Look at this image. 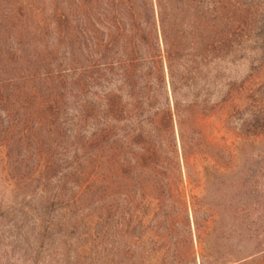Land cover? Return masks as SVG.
<instances>
[{"label":"trees","instance_id":"16d2710c","mask_svg":"<svg viewBox=\"0 0 264 264\" xmlns=\"http://www.w3.org/2000/svg\"><path fill=\"white\" fill-rule=\"evenodd\" d=\"M224 15L221 0H0V193L27 200L49 264L98 239L110 264H264L257 200L195 194L182 170L194 101L175 82L220 57Z\"/></svg>","mask_w":264,"mask_h":264},{"label":"rangeland","instance_id":"374dc122","mask_svg":"<svg viewBox=\"0 0 264 264\" xmlns=\"http://www.w3.org/2000/svg\"><path fill=\"white\" fill-rule=\"evenodd\" d=\"M221 5L226 28L232 27L234 33L226 34L227 46L218 59L203 68V76L186 83L187 88L175 82V96L181 101L187 93V99L194 101L190 111L182 112L184 145L189 152L182 170L185 176L187 172L191 175L187 187L195 194L204 191L211 198L249 191L257 200L256 225L260 234L256 243L262 247L264 132L259 133L264 131V0H221ZM167 88L170 92L169 84ZM180 109L177 113L182 115ZM195 154L204 160L197 164ZM232 181L238 185L232 186ZM10 201L8 193H0V264H49L51 239H37L30 230V219H24V223L19 220L20 212L28 209L27 200L18 199L13 204ZM89 245L90 251L86 244L78 254L79 264H110L108 241L98 239ZM53 261L50 264H70L73 259L56 263L55 257Z\"/></svg>","mask_w":264,"mask_h":264}]
</instances>
